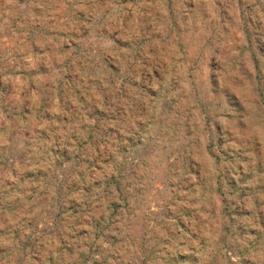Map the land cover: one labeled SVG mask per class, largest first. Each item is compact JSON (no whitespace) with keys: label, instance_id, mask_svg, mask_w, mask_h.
I'll list each match as a JSON object with an SVG mask.
<instances>
[{"label":"rangeland","instance_id":"rangeland-1","mask_svg":"<svg viewBox=\"0 0 264 264\" xmlns=\"http://www.w3.org/2000/svg\"><path fill=\"white\" fill-rule=\"evenodd\" d=\"M0 264H264V0H0Z\"/></svg>","mask_w":264,"mask_h":264}]
</instances>
